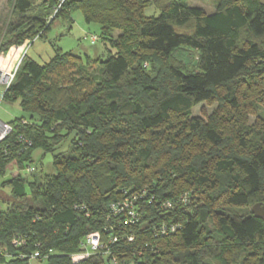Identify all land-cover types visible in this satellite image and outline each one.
<instances>
[{
    "label": "trees",
    "instance_id": "trees-1",
    "mask_svg": "<svg viewBox=\"0 0 264 264\" xmlns=\"http://www.w3.org/2000/svg\"><path fill=\"white\" fill-rule=\"evenodd\" d=\"M152 4L159 13L146 16ZM8 8L0 54L45 37L56 19L71 22L76 9L114 52L83 61L57 50L45 64L23 56L3 98L18 100L29 120L7 122L0 142L12 198L0 208V264H29L20 256L34 250L48 264H264V222L244 211L264 203V131L250 136L239 115L264 106V2L217 0L211 14L183 0H8ZM186 48L197 53L190 66L175 55ZM213 99L209 119L192 115ZM35 148L52 155L54 171L27 180ZM92 231L103 247L72 263Z\"/></svg>",
    "mask_w": 264,
    "mask_h": 264
},
{
    "label": "rangeland",
    "instance_id": "rangeland-1",
    "mask_svg": "<svg viewBox=\"0 0 264 264\" xmlns=\"http://www.w3.org/2000/svg\"><path fill=\"white\" fill-rule=\"evenodd\" d=\"M148 1L153 2L154 0ZM183 1H185V3L189 6L203 9L207 14H211L216 10L217 0ZM260 1L264 2V0ZM8 11V0H0V21L4 20V18L8 14ZM55 11L56 9L54 10V12ZM158 13L159 11L154 7L153 4L151 6H148L144 10V14L146 16H157ZM70 18L71 22H68L67 20L62 18L56 19L52 24L51 28L47 31L45 37L34 40V42L30 45L29 42H27V48L25 53L28 58L36 61L39 64H45L51 57L54 56L57 50H59L60 52H71L77 56H80L83 61H85V59L88 57L105 59L109 56L110 52H114V50L108 45V41L102 42L101 40H94L93 42H91L92 36L97 37V35H100L99 24L95 22L87 23L84 19L82 12L78 9L70 12ZM118 32V30L113 31L112 38L116 37ZM186 49H178L175 52V55L180 58H183L186 63H188V66H190L191 64H195V61L197 59V53L193 50ZM7 53H2L0 54V56H5L7 55ZM92 61L89 60L92 67L91 73H96L98 66L94 60ZM72 74L76 73L73 72ZM58 84H61V82H59ZM261 96H263V94ZM217 105L218 103L216 99H213L208 102H202L192 109V115L199 116L203 119H209L211 114L215 111ZM255 111L256 113H254ZM239 115H241V118L244 119L243 126L251 132L250 136L253 130L254 133H262L264 131V106L259 105L258 103V107L255 108L252 113L250 112L248 114L246 113V108L242 107ZM19 117H24L25 120H29V116L21 110L18 100H3L1 102V121L11 122ZM72 136L73 135H70L68 138H66L65 141H63V143L58 145L55 152H62L67 150ZM51 157L52 155L50 153L44 154L40 149L35 148L32 152L31 161L28 163V165L33 166L35 170L33 172L25 173V175L23 176L27 178V180H34V177L35 179H40L43 178L44 175L54 171L51 165ZM9 176V173H7L5 176L0 175V208L5 207L7 203L12 201L10 187H2V183L7 180ZM183 196L184 195H181L179 198H183ZM255 203L257 202H253L252 204H250L244 211L246 213L250 212L251 207ZM244 253L245 251L243 253H239L238 255L233 253L229 259V262L238 263ZM212 264L214 263L212 262Z\"/></svg>",
    "mask_w": 264,
    "mask_h": 264
},
{
    "label": "built area",
    "instance_id": "built-area-1",
    "mask_svg": "<svg viewBox=\"0 0 264 264\" xmlns=\"http://www.w3.org/2000/svg\"><path fill=\"white\" fill-rule=\"evenodd\" d=\"M94 40H97L96 36L91 37V42H93ZM27 42L28 41H26L21 46H12L9 49L7 55L2 56V57L0 56V104L3 101L4 94L12 82V80L14 78V74H15L23 56L25 55V51L27 48ZM17 47H20L21 50H20L16 60L12 64H10L7 61V57L9 55V53L11 52V50L13 48H17ZM10 132H11V125L7 122H3L0 120V142L3 141ZM23 140L26 142L27 146L31 145L30 140H27L26 138ZM34 170H35V168L33 166L27 165L25 167L26 173L33 172ZM121 210H123L121 206H118V208H116V212H120ZM129 215H130V217L123 220V222L125 224L132 222V220L134 218V212L129 211ZM162 229H164V228H162ZM132 239H133L132 236H128L129 241H131ZM114 241H116V237L112 238L110 240V243H112ZM12 244L13 245L22 244V238H20V236L13 237ZM102 247H103V244H102L101 239H100V234L97 231L89 232L85 235V238L80 243V252L70 255L71 261H72V263H78L81 260L88 258L94 251H96ZM20 258H27L28 263L31 264V262L34 260L42 259V256L40 255V252L38 250H35L28 255L22 254L20 256ZM110 264H118V263L115 260V258L112 257L110 259Z\"/></svg>",
    "mask_w": 264,
    "mask_h": 264
},
{
    "label": "water",
    "instance_id": "water-1",
    "mask_svg": "<svg viewBox=\"0 0 264 264\" xmlns=\"http://www.w3.org/2000/svg\"><path fill=\"white\" fill-rule=\"evenodd\" d=\"M250 211L255 217L260 218L264 222V203H255Z\"/></svg>",
    "mask_w": 264,
    "mask_h": 264
},
{
    "label": "bare ground",
    "instance_id": "bare-ground-1",
    "mask_svg": "<svg viewBox=\"0 0 264 264\" xmlns=\"http://www.w3.org/2000/svg\"><path fill=\"white\" fill-rule=\"evenodd\" d=\"M20 50H21L20 47L13 48V49L11 50V52L9 53V55H8V57H7V61H8L10 64H12V63L16 60V58H17V56H18Z\"/></svg>",
    "mask_w": 264,
    "mask_h": 264
},
{
    "label": "crops",
    "instance_id": "crops-1",
    "mask_svg": "<svg viewBox=\"0 0 264 264\" xmlns=\"http://www.w3.org/2000/svg\"><path fill=\"white\" fill-rule=\"evenodd\" d=\"M31 264H48V263L46 261V258H43V259H39V260H34V261H32Z\"/></svg>",
    "mask_w": 264,
    "mask_h": 264
}]
</instances>
